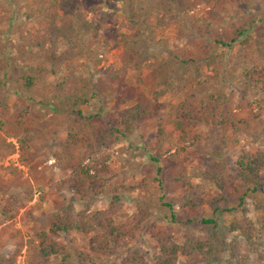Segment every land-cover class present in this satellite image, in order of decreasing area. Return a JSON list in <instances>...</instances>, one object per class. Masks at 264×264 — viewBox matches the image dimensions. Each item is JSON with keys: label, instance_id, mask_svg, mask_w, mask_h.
Instances as JSON below:
<instances>
[{"label": "rangeland", "instance_id": "1", "mask_svg": "<svg viewBox=\"0 0 264 264\" xmlns=\"http://www.w3.org/2000/svg\"><path fill=\"white\" fill-rule=\"evenodd\" d=\"M54 1L59 3V16L63 7L71 12L79 6L88 20L101 25V29L90 34L77 35L74 42H61L58 48L59 53L68 48L76 52L67 64L76 67L74 74L81 83L90 81L96 91V97L82 108L85 115L94 116L93 121L105 128L117 125V113L135 104L140 96L153 99L154 94H159L156 100L163 107L137 122L133 133L102 150V154L109 156V182L102 196L83 199L71 190L56 192L45 187L39 195L37 187L49 180H59L65 174L54 165L52 157L60 150L74 122V116L66 113L54 100L55 86L61 78L68 76L67 69H61L56 75H43L38 87L30 92L8 87L6 95L10 110L27 111L22 131L33 132L37 137L30 143L29 163L24 164L19 162L16 140L5 138L0 131V209L7 199H19L23 204L0 227V253H15L14 264H31L30 243L34 233L47 231L52 215L69 205L76 212L87 206L92 212L107 210L113 192L120 197L119 209L113 217L115 223L125 224L134 218H144L135 237L117 248L114 256L100 258L88 252L87 236L75 232L63 234L58 240L68 248V255L50 259L49 264H128V251L136 250L145 252L146 264H154L158 247L152 232L158 230L174 235L178 243L190 235L199 238L210 235L217 242L229 241L232 237L229 224L240 218L239 212L229 210L237 207L245 188L238 187L236 192L227 186L220 191L226 202L220 204L216 214L207 205L196 214L176 206L170 209L166 204L188 191L187 186L178 188L173 179L180 178L193 186L203 185L204 198L209 201L219 192L214 183L204 179V173L213 164L224 165L225 174L231 180L237 177L235 169L227 166L233 147L231 131L200 126L190 132V136H199L194 148L182 151L187 142L170 127L166 128L168 136L159 141L157 119L165 116L189 92L199 91L201 96L220 92L227 97L224 109H230L243 121L238 138L240 146L251 152L264 153V116L252 119L250 113L255 110V99L261 97L242 89L240 73L252 64L239 59L241 47L238 42L242 38L233 37L235 27L251 14H256L260 24L264 25V0H219L217 5L214 0L209 4L203 0H186L183 6L192 5L194 9L182 17L178 26L165 30L143 23L146 15H153L151 22L154 23L161 14L157 0H68V4H63L65 0ZM31 3L32 0H0V68L4 71L7 64L19 63L27 54L19 34L33 33L39 27L25 18ZM128 20L137 21L136 30L143 33L138 39L127 37V32L123 34L124 39L134 42L138 49V70L121 71L118 78L112 80L109 76L120 69L114 53L115 41L122 38L119 34L123 33H116L115 29ZM249 33L253 38L257 36L255 29ZM217 38L230 46L214 43ZM179 80L184 82L185 90L177 95L166 92L168 85L179 88ZM31 165L38 169L32 171ZM260 183L264 189V169ZM244 206L253 223H262L264 214L254 209L249 194ZM202 219L214 223L204 225ZM77 252H83L89 258L83 259ZM179 263L226 264V255L217 252L208 262L179 258Z\"/></svg>", "mask_w": 264, "mask_h": 264}, {"label": "trees", "instance_id": "2", "mask_svg": "<svg viewBox=\"0 0 264 264\" xmlns=\"http://www.w3.org/2000/svg\"><path fill=\"white\" fill-rule=\"evenodd\" d=\"M209 4L211 0H203ZM68 0L63 4H68ZM157 6L161 14L154 23L151 22L153 15H146L143 23L157 30H165L172 26H178L182 17L191 9L192 5L184 7L186 0H157ZM219 0H214L217 5ZM58 2L54 0H32L30 9L25 13L28 22H35L39 27L26 35L20 33L19 39L25 44L27 54L19 63L13 62L6 66V71L0 68V131L5 138H14L18 146L19 162L28 164L30 143L37 136L23 132L24 118L27 115L25 109L12 112L7 103L6 89L12 87L15 90L30 92L32 88L38 87L43 75H56L61 69L66 68L68 76L61 78L54 89V100L64 108L66 113L74 116L73 125L69 127L66 138L62 141L60 150L53 154L54 165L58 170L65 172L59 180H49L45 185L37 187L39 195L42 190L50 191L71 190L81 198L100 197L104 194L108 181L109 156L102 154V150L109 149L127 134L134 132L137 122L143 121L163 107L158 103L154 94L153 99L139 97L130 107L117 113V125L113 127H102L94 122L92 115H85L82 108L96 97V91L90 81L81 83L75 77V66L67 64L74 59L76 52L72 49L59 53L61 42H74L77 35H86L93 30L101 29V25L88 20L77 6L71 12L63 7L61 15H58ZM183 6V9L180 10ZM137 21L128 20L121 22L115 29L120 37L116 40L115 56L120 64V69L109 76V79H117L119 73L125 70H138L139 53L134 42H129L127 37L138 39L143 33L136 30ZM252 29L256 30L257 36L250 35ZM234 39H241L239 59L245 64L251 63L249 67L242 69V89L244 92L252 91L261 98L255 99V110H250L252 119L264 116V25L260 24L256 14L246 16L233 31ZM214 43L225 47L223 40L217 38ZM47 46V47H46ZM46 47V48H45ZM48 48V49H47ZM36 50V51H35ZM257 57L260 61L257 62ZM184 82L178 81L179 88L167 86V91L177 95L185 90ZM205 83V82H204ZM198 85H202L199 83ZM93 88V89H92ZM190 89V86L187 90ZM91 91V92H89ZM165 92V93H166ZM227 97L220 92H211L201 96L199 91L189 92L181 102L172 108L165 116L157 119V131L159 141L165 139L168 134L166 128L179 132L187 144L185 149L194 148L199 140L198 135L190 136L192 130L200 126H212L219 129H229L232 134L233 147L230 152L231 166L237 172V177L231 180L226 174L224 165L213 164L211 169L204 173V179L214 183L218 194L211 200L204 198L203 185H191L186 181L173 179L178 188L188 187V191L181 197L176 198L167 207L174 206L181 210H189L198 213V210L207 205L213 214L219 211L221 203L226 198L220 192L230 186L239 191L238 187L245 188V192L239 197L237 207L230 212H239L240 218L229 224V232L232 237L229 241L214 240L210 235L201 238L195 235L188 236L182 243H178L174 235L165 231L152 232L153 240L158 247V254L154 258V264H180V259H198L204 262L210 261L214 255L222 253L226 255V264H264V220L259 225L253 223L244 206L245 197H251L254 209L264 214V189L260 183L261 173L264 169V153L261 151L251 152L241 147L238 141L241 132L242 120L230 110L224 109ZM264 132V130H263ZM32 171L38 168L31 165ZM43 196H41V200ZM120 197L113 192L112 199L107 210L92 212L90 207H84L76 212L69 205L63 210L52 215L49 219L47 231L41 230L34 233V239L30 243L31 264L47 262L50 259L66 257L68 248L58 239L63 234L75 232L88 237L87 250L89 253L108 258L114 256L117 248L126 244L135 237L140 229L144 218H134L125 224L114 222V215L119 209ZM19 199H7L0 209V227L7 221L12 212L22 206ZM173 217V216H172ZM201 223L213 224V220L202 219ZM79 257L88 259L83 252H77ZM16 254L0 253V264H14ZM128 264H146L145 252L141 250L128 251Z\"/></svg>", "mask_w": 264, "mask_h": 264}]
</instances>
